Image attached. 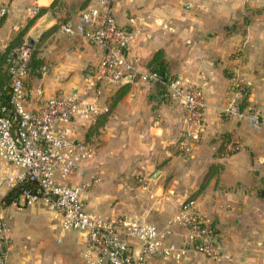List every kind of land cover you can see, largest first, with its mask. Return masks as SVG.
Returning <instances> with one entry per match:
<instances>
[{
  "label": "crops",
  "instance_id": "1",
  "mask_svg": "<svg viewBox=\"0 0 264 264\" xmlns=\"http://www.w3.org/2000/svg\"><path fill=\"white\" fill-rule=\"evenodd\" d=\"M0 1L9 9L0 22V50L21 35L43 59L27 77V107L36 109L38 98L82 90L104 49L61 33L58 25L75 23L81 9L97 0ZM32 7L37 16L29 13ZM114 13L128 36L125 57L146 70L145 63L162 51L169 74L203 89L207 106L199 139L189 153L180 148L185 116L167 96L165 79L129 74L99 97L109 112L98 126L95 160L64 181L82 183L95 166V208L85 193L86 209L114 221L139 216L159 227L169 243L183 241L185 229L174 217L190 204L214 227L227 255L214 260L185 253L152 264H264V125L255 128L223 113L234 72L248 83L247 101L264 111V0H117ZM90 123L72 121L71 136L81 140L78 127ZM223 134L236 139V151L229 152L231 141L224 142ZM114 196L123 199L109 203ZM44 244L29 255L11 248L7 264H85L79 231L61 235L57 229Z\"/></svg>",
  "mask_w": 264,
  "mask_h": 264
},
{
  "label": "built area",
  "instance_id": "2",
  "mask_svg": "<svg viewBox=\"0 0 264 264\" xmlns=\"http://www.w3.org/2000/svg\"><path fill=\"white\" fill-rule=\"evenodd\" d=\"M116 1L97 0L79 13L75 23L59 24L61 33L80 36L104 49L91 79L80 91L49 100L38 98V107L29 109L26 80L34 47L23 39L15 50L7 67L8 80L0 86V202L5 204L4 196L18 188L19 197L12 204L41 205L50 213L61 235L69 231L83 233L81 255L85 264H152L156 258L179 260L185 253L214 260L226 258L215 238L214 227L190 204L174 217V222L185 229L183 241L169 243L159 227L140 217L114 221L88 211L84 195L90 183L71 185L64 181L93 154L88 144L71 136L72 121H93L97 114L106 113L108 109L99 103L100 95L119 87L129 74L161 79L155 72L141 70L139 60L123 55L128 36L115 18ZM8 10L0 1V20ZM29 13L36 15L37 8H29ZM247 88L245 78L234 72L231 95L223 113L260 128L264 125V111L249 101L241 105ZM38 91L41 95V89ZM166 94L184 112L186 127L179 142L180 148L189 153L204 122L207 106L204 91L175 76L168 81ZM237 145H231L229 150L235 151ZM12 241L10 226L0 215V264H7Z\"/></svg>",
  "mask_w": 264,
  "mask_h": 264
},
{
  "label": "rangeland",
  "instance_id": "3",
  "mask_svg": "<svg viewBox=\"0 0 264 264\" xmlns=\"http://www.w3.org/2000/svg\"><path fill=\"white\" fill-rule=\"evenodd\" d=\"M37 51V50H36ZM35 52V51H34ZM36 55L35 53L33 56ZM32 56V57H33ZM38 57L39 61L37 62V66L35 67L39 70V65L43 62V59ZM33 59V58H32ZM31 59V60H32ZM44 64V63H43ZM43 68V67H42ZM90 123L89 121H85ZM87 127L88 125L85 124ZM86 127H78V131L81 132L83 135L82 140H84L86 134ZM231 145H236L237 141L235 138L230 137ZM89 147L92 149V158L95 160V136L88 140H84ZM236 151V150H235ZM229 152H234L229 150ZM95 166L91 168L90 172L88 173L86 180L84 182L90 183V187L86 194L89 193V197L91 199L92 204L90 205L95 208ZM134 184L137 181H132ZM137 185V184H136ZM3 197V196H1ZM109 203L115 204L117 201L123 199L120 196L108 197ZM90 201V200H89ZM107 202V201H106ZM0 215L2 216L3 220H5L8 225L10 226L12 232V249L14 247L18 250L19 253L22 254H32L34 252V247H43L45 244V240H47L50 236H55L57 234V229L54 228L53 224L54 221L50 213L43 208L41 205H32V206H19L14 204H3L0 202ZM139 217V216H138ZM141 218V217H140ZM34 249V250H33ZM40 252V250H39Z\"/></svg>",
  "mask_w": 264,
  "mask_h": 264
},
{
  "label": "trees",
  "instance_id": "4",
  "mask_svg": "<svg viewBox=\"0 0 264 264\" xmlns=\"http://www.w3.org/2000/svg\"><path fill=\"white\" fill-rule=\"evenodd\" d=\"M86 8V7H85ZM83 8V9H85ZM81 9V11L83 10ZM80 11V12H81ZM38 13L35 15L37 16ZM2 20V19H1ZM0 20V22H1ZM70 22L69 20H63L61 23H66ZM59 23V24H61ZM59 27V25H58ZM21 35H17L14 40L6 46L3 50H0V86H2L4 83L6 84L8 80V73H7V67L11 63L14 57V52L15 50L19 47V45L22 42ZM34 55L31 60V63L29 65V74H32L36 71V66L37 62L39 61L38 57V51L34 49ZM33 53V54H34ZM40 66V65H39ZM38 67V66H37ZM145 67L150 71V72H155L159 75V77H164L165 82L168 83V81L175 77L174 75L169 74L168 71V63L164 59V55L162 51H157L146 63ZM166 90V89H165ZM247 97H248V88L245 93V96L242 99L241 105L244 106L247 102ZM109 111L106 113H101L97 114L94 118V120L86 127V134H85V139L88 140L90 138H93L94 136L96 137L98 126L102 125L105 120H106V115L108 114ZM230 135L229 134H223L221 138L223 139L224 142H230ZM84 139V140H85ZM84 140L81 139L82 142L86 143ZM87 144V143H86ZM19 190L18 188L12 189L9 191L5 196H4V201L6 204H11L13 201H15L19 197Z\"/></svg>",
  "mask_w": 264,
  "mask_h": 264
},
{
  "label": "water",
  "instance_id": "5",
  "mask_svg": "<svg viewBox=\"0 0 264 264\" xmlns=\"http://www.w3.org/2000/svg\"><path fill=\"white\" fill-rule=\"evenodd\" d=\"M161 79H162V80H164V78H163V77H162Z\"/></svg>",
  "mask_w": 264,
  "mask_h": 264
}]
</instances>
